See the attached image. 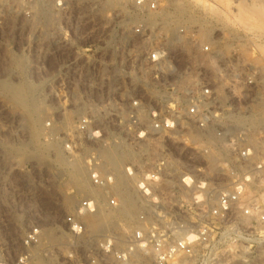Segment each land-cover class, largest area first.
I'll use <instances>...</instances> for the list:
<instances>
[{"label":"built area","instance_id":"built-area-1","mask_svg":"<svg viewBox=\"0 0 264 264\" xmlns=\"http://www.w3.org/2000/svg\"><path fill=\"white\" fill-rule=\"evenodd\" d=\"M177 1L0 0V71L23 57L48 113L28 141L0 94V209L27 214L0 227V264H264V31L240 21L257 0L199 5L211 41Z\"/></svg>","mask_w":264,"mask_h":264},{"label":"rangeland","instance_id":"rangeland-1","mask_svg":"<svg viewBox=\"0 0 264 264\" xmlns=\"http://www.w3.org/2000/svg\"><path fill=\"white\" fill-rule=\"evenodd\" d=\"M216 3L224 6L229 5V0H213ZM205 0H179V7H189L191 5H200L205 6ZM255 4V2L253 3ZM253 4L251 6H253ZM243 5L240 11V21L242 24L246 25L248 28L257 29L264 31V13H260L259 15L257 11L260 10H251L254 12L248 13L247 8L251 6ZM245 11H244V9ZM217 12V11H216ZM243 12H245L243 14ZM248 13V17L246 15ZM242 13V14H241ZM247 16V17H246ZM212 29V27H211ZM264 40V39H263ZM243 45H250L249 43H245ZM246 58L249 60H253L258 56L255 53H246ZM257 64H262L260 59L254 60ZM18 67L16 68H6L1 70L0 73L3 74L1 78L3 79V84H0V94L3 96V104L5 107L6 117H10V115L16 117L19 122V126L22 130V134L25 135L26 140L28 141H37L42 133V127L45 123L48 113L45 107V102L43 100L42 95V87L31 85L29 82L30 71L24 67V59L23 57L16 61ZM23 105V106H22ZM31 145V144H30ZM26 145H23L24 148ZM21 161H27V155L22 153L20 157ZM61 198L58 195V189L53 188V194L50 197V201L62 205ZM0 227L5 225V231L7 233H14L15 231H19L17 227H20V223L24 222L27 214L23 213L16 209H0ZM25 211V209H24ZM68 209H53V216L56 218L63 214ZM3 220V221H1ZM94 229V228H93Z\"/></svg>","mask_w":264,"mask_h":264},{"label":"bare ground","instance_id":"bare-ground-1","mask_svg":"<svg viewBox=\"0 0 264 264\" xmlns=\"http://www.w3.org/2000/svg\"><path fill=\"white\" fill-rule=\"evenodd\" d=\"M220 1L222 2L224 0H220ZM177 4H179V1H177ZM198 6H199V4L198 5L196 4L194 6L191 5V8H189V7H181L180 6L179 7V10H180L179 13L182 14L183 16H187V20L186 21L189 22L190 24H196L199 27H201L200 28L201 29V38L203 40L209 41L210 40V36H211V32H212V29H211L212 25L209 22H207L205 19H203L202 15H201V17H198L200 15H197V14H201V12H202L200 9L197 8ZM242 6L243 5L240 6V11L242 9ZM246 8H247V6H246ZM196 9H198V10H196ZM256 9L260 10V11H257V13H259V15H262L260 13H264V0H257L255 2V4H253V6H251L250 8H247V12L251 14V12H254V11H251V10H255L256 11ZM244 11H245V9H244ZM249 11H251V12H249ZM247 12H246V15L248 16ZM204 13L208 14L209 16H211V18H213L214 20H218V15H217L216 10H214V9L212 10L211 9L209 12L206 11ZM244 13L245 12H243V14ZM248 17H250V15ZM62 127L64 129H67V130L71 129V127H72V119L70 117L64 118ZM22 147H21V150H20L21 154L24 153V154L28 155V152L30 150L29 145H26L24 148H22ZM55 153L57 155L58 162L61 165H63L65 162H64V159H63L61 153L58 152V151H55ZM37 156H39L38 152H37ZM103 157L106 159L107 163L109 165H111L115 169V171L118 172V164L125 159L126 155L122 151L117 150V151H115L114 154L105 153V154H103ZM69 173L71 174V176H74V179H76V180H78L80 176L84 175V172L82 171V169H81V167H80L78 162H76L75 164H70L69 165ZM61 202H62V205L64 207L68 206L69 199L62 197L61 198ZM126 205H127V203H126ZM129 210H131V209H122V211L124 213L128 212ZM101 216H102V214L99 213V217H101ZM97 217L90 218L87 221V226H88L89 230H93V228H95V225H97L98 222L97 223L95 222V219Z\"/></svg>","mask_w":264,"mask_h":264}]
</instances>
